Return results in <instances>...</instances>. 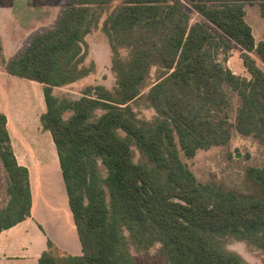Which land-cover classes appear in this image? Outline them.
Returning a JSON list of instances; mask_svg holds the SVG:
<instances>
[{"label": "trees", "instance_id": "obj_1", "mask_svg": "<svg viewBox=\"0 0 264 264\" xmlns=\"http://www.w3.org/2000/svg\"><path fill=\"white\" fill-rule=\"evenodd\" d=\"M112 1L62 0L57 22L2 60L9 74L43 84L40 120L57 150L82 247L71 255L48 240L39 264H137L126 234L158 242L165 264H250L224 241L264 250V165L247 167L254 189L243 193L197 181L181 153L226 144L232 127L264 144V70L250 55L264 64V40L255 41L245 19V4L257 3L264 15V0H122L106 12ZM102 17L114 84L86 85L80 97L58 102L54 87L95 70L86 35ZM236 47L249 78L226 64ZM152 66L159 77L145 97L155 116L144 119L133 102ZM133 143L147 161L133 160ZM0 161L9 195L1 230L30 214L28 171L15 159L2 112Z\"/></svg>", "mask_w": 264, "mask_h": 264}, {"label": "crops", "instance_id": "obj_2", "mask_svg": "<svg viewBox=\"0 0 264 264\" xmlns=\"http://www.w3.org/2000/svg\"><path fill=\"white\" fill-rule=\"evenodd\" d=\"M61 8L62 3L49 21V5L0 1V112L15 159L28 171L30 188L29 216L0 230V264H39L48 240L68 254H82L57 150L40 120L46 111L43 84L9 74L2 61L14 56L32 33L53 26ZM251 28L256 42L264 40V33L258 38Z\"/></svg>", "mask_w": 264, "mask_h": 264}, {"label": "rangeland", "instance_id": "obj_3", "mask_svg": "<svg viewBox=\"0 0 264 264\" xmlns=\"http://www.w3.org/2000/svg\"><path fill=\"white\" fill-rule=\"evenodd\" d=\"M1 3L11 2V0H0ZM25 2L28 0H16ZM49 5L51 8L47 13V20H52L56 16V11L60 8L62 0H33ZM122 0H113L105 6L108 12L114 6L120 4ZM246 21L255 28V35L259 38L264 33V15L260 13L257 3L245 4ZM101 18L98 27L93 29L86 40L88 42L87 62L94 61L96 64L95 72L90 75L61 87H55L54 95L58 97V102L81 96V91L86 85L102 83L107 87L114 84V75L110 70L111 52L108 45L107 37L101 29ZM193 18L196 15L193 14ZM46 23V22H45ZM1 46V45H0ZM241 48L236 47L229 50L227 54L228 67L237 75L250 77V74L243 65L240 57ZM250 55L256 59L258 64L264 70V64L252 52ZM159 77V73L155 66H152L148 76V84L142 88V96L133 102L135 110L140 118L151 119L155 116L154 109L150 106L145 95L149 85ZM225 91L232 98L234 106H237L239 99L234 91L225 86ZM71 110L64 109L61 112L63 118H67ZM234 115L231 114L230 120L234 123ZM132 157L135 162L147 161L143 152L133 143ZM182 160L192 170L197 181L202 183H215L226 189H234L243 193L253 192V185L246 175L247 167L250 165H264V144L253 135H242L236 131L234 127L231 129V138L226 144L214 145L206 149H198L192 157H186L181 153ZM9 195L6 191V173L0 161V208L8 202ZM126 249L134 257L137 264H165L164 257L161 254L160 244L158 242L152 245L141 244L126 234ZM226 248L241 254L250 264H264V250L255 248L244 240L232 237L224 241Z\"/></svg>", "mask_w": 264, "mask_h": 264}]
</instances>
